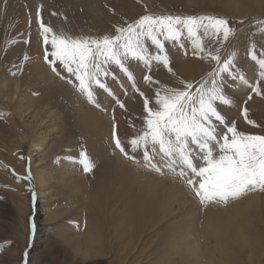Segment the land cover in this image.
Wrapping results in <instances>:
<instances>
[{"label":"rangeland","instance_id":"rangeland-1","mask_svg":"<svg viewBox=\"0 0 264 264\" xmlns=\"http://www.w3.org/2000/svg\"><path fill=\"white\" fill-rule=\"evenodd\" d=\"M239 2L242 4V8L243 6L246 8H235L228 3V0H0V77L5 76L9 87H12L14 79L18 78V76L26 82H31L34 78L31 67L36 63L45 65L51 75L68 87L73 95L82 96L89 105L106 114L110 123L109 136L104 137L107 148L111 147L116 152H119L120 156L127 162L131 164L140 163L144 168L151 170V168L145 166L142 150L133 152L129 146L130 139L143 127V118L146 115L143 107L144 99L147 97L150 100L149 106L154 107L157 90L162 91L166 87L182 89L184 87L182 82L192 83L195 86L202 79L207 78L208 73L216 67V63L203 57L207 52L212 51L213 54H219L222 61L225 59L232 60V74H223L222 84L223 93L231 103L223 104L217 101V110L229 126L234 122L238 131L249 135H264V114L260 115L259 113L260 107L264 105V77L261 76L262 69L259 65V61L264 59V31H261V29H264V0H239ZM252 2H255L256 5H253ZM38 11L40 13L39 20L37 18ZM144 15L214 16L225 18L234 32L225 41L222 36H216L211 33L204 34L201 31L198 39L204 52H200L195 47L193 38L189 37L186 31L179 40H164L161 37L164 44L163 52H160L155 45L148 41L149 58L157 54L167 55L170 62L169 67L172 70L169 71L162 63L155 60H152L150 65L145 64L141 60H129L126 64L135 80L134 88L132 80L128 78L127 74L122 72L117 66L112 65L109 69L111 74L105 78L107 89H93L95 103H90L73 86L76 83L75 77L60 67L59 61H57V71L60 74L57 75L44 59L45 51L49 53V58L51 59L52 49L50 44L46 45L44 43V38L41 34L42 29L40 28L41 22L45 26L51 27L54 33L63 34L71 38L102 37L105 34L115 35L117 27H126L127 24L134 23ZM50 36L51 34H49V38ZM253 51L257 57L255 60L250 55ZM25 56H27V59H25ZM186 61L196 62V65L197 63L199 64V69L193 77H187L179 71L180 63H187ZM145 76H151L152 80L150 82L146 81L144 79ZM240 77L244 79L241 80ZM69 80H72L73 83H69ZM33 81L35 82L34 86L30 87L26 83L23 92L41 97L44 94L41 89L44 83L37 78H34ZM257 83H259V93L253 91ZM136 89H139V91ZM30 91L31 93H29ZM141 92L144 93V96L140 95ZM56 96L57 93H50L47 99L49 101L50 98L51 104L58 107L63 113L62 126L67 125V128L57 130L55 127L58 124L50 125L47 123L48 119L42 121L43 125L41 127L45 129L47 126L46 129L49 131V133L48 131L45 133H48L46 139L50 143L48 149L44 152L45 157L41 163L43 170L55 176L63 161L69 165V163H74L72 162L74 160L76 161L74 167L78 171L82 170L83 174L85 173L87 185H90L95 190V194L98 193L101 186H96V183H104L106 188H110V191H113L111 197L115 201L110 206H119L124 200L137 193L136 189H129L128 176H131V172L123 171L121 169L122 164L119 163L109 164L103 169L105 172L103 174L98 173L97 170L94 171L97 165L96 158L91 157L88 149V142L92 138L94 139L93 133L83 127L74 117L73 108L75 105L70 103L68 98H64L61 95L56 101ZM117 99L123 103V108L117 104ZM12 104V101L4 100V98L0 97V114H2L0 115V127L10 132L7 138L8 142L7 144L5 143L6 146L0 148L5 155L0 157V202L3 203L2 213L9 221L8 223H10V230L14 229L13 231L16 230L21 233V238L25 237L22 227V221L26 219L24 213L29 212L28 215L31 216L34 222L30 226L28 223L29 216L27 215L26 229H28V240L26 247L22 250V258L24 259H21V261L22 264H30L32 258H44V253H42L44 249L35 244L33 240L37 228L36 218L41 222L39 224L45 226L48 236L53 238L58 237L62 232L68 234L70 228L77 231L81 227V225L77 224L80 222L77 221L76 223L72 219L74 214H77L76 211L66 216L64 220H62L63 217L56 215L63 211L64 209L62 208L66 207L70 202L73 203L71 205L72 210L74 208L75 210L80 209L78 204L81 201L72 190L70 192L64 188L62 192L57 193V187L54 183L55 179L53 178L48 184L49 188L44 193L47 199L45 197L46 200L39 198L42 202H39L37 206H40L41 214H39L38 208H36L37 213H35L33 207L37 198H33V193L36 191V182L32 177L30 180L24 179V177L29 174V167L36 169L38 166H35L29 160L30 142L25 140L16 149H13L18 143L16 142V135L27 132V130L23 127L22 119L16 117L14 110H12ZM97 104L99 107L96 106ZM244 109H247V119L244 116ZM248 120L254 123L249 124ZM214 123L217 124L218 132L223 133L226 131L223 124L216 121ZM12 124L16 128L15 131L12 129ZM114 130L116 137L125 146L129 156H134L137 162L126 158L115 147ZM56 142L59 146L55 145ZM82 151L87 154L89 159L91 158L90 161L94 165L89 172H85L79 162ZM7 152L11 154L8 155ZM63 152L64 154H70L64 155L62 154ZM153 162L160 163V157L156 156ZM194 162L198 165L202 164L199 159ZM13 166H17L19 172L14 171ZM126 168L137 173L133 166H126ZM164 169L167 170L166 168ZM3 171H7L8 174L14 176V180H10L9 176L6 173L4 174ZM177 178L188 187L184 179L179 176ZM19 181L25 185L21 194L16 187V183ZM258 191L263 192L264 190L258 189ZM32 199L35 200L34 204L31 205L30 200ZM195 199L199 202L196 197ZM110 213L100 224L101 233L105 235L114 234L112 225L109 222L114 212ZM175 213H178L176 209ZM175 213L171 211L165 215H159L143 227L142 232L137 237L139 242L136 245L133 243L134 252H132L133 255L130 258L131 261L126 264H181L186 259L191 260L190 257L192 256L186 252L178 241L174 242L172 239V232L175 231V229L172 230L173 223L178 218ZM203 213L204 209H201V213L196 219L199 230H203L204 226L205 215H202ZM76 219L81 220L80 217ZM14 243L16 246L17 240H2L0 242V251L6 250ZM62 244L60 247L62 253L57 252L56 254L58 264L69 262L66 258V256L70 257L68 254L69 245L68 243L65 244V242ZM206 245H209L211 251L216 255L217 248L223 244L212 240ZM236 250L238 257L242 259V256L246 260H243L245 264H264V248L260 252L254 253L255 257L251 261L247 259L242 251ZM125 262L126 260H124V263L123 261L113 260L110 256L90 260V264H125Z\"/></svg>","mask_w":264,"mask_h":264},{"label":"bare ground","instance_id":"bare-ground-1","mask_svg":"<svg viewBox=\"0 0 264 264\" xmlns=\"http://www.w3.org/2000/svg\"><path fill=\"white\" fill-rule=\"evenodd\" d=\"M228 3L235 8H242L239 0H228ZM252 4L256 5L255 2H252ZM244 8L246 7L243 6L242 9ZM256 9L259 10L258 8ZM183 63H180L181 66L178 64L180 66L179 71L187 77H193L199 69V64L197 63L196 65V62L193 63L191 61ZM31 70L33 77L44 83L41 88L44 94L41 97L34 96L31 91L29 92L31 94L23 92L26 83L30 87L34 86V78L31 82H26L18 76L19 79L15 78L12 87H9L5 76L0 77V97L4 98V100L12 101V110H14L18 119H22L23 127L27 130V132L16 135V142L18 143L13 149H16L25 140L30 142L29 160L35 166L40 167L36 169L29 167L28 169V173L30 171L31 177L36 182L35 197L37 199L33 207L35 213H37L36 208H38V212L41 214L40 206H37L39 202H42L39 198H46L44 193L49 188L50 180L54 178L57 193L62 192L64 188L70 192L72 190L81 201L78 204L80 209L75 210L73 207L74 210H72L71 205L73 203L70 202L56 216L63 217L62 220H64L66 216L76 211L77 214H74L72 219L76 223L77 221L80 222L77 224L81 225V227L77 231L70 228L68 234L62 232L58 237L53 238L48 236L45 226L39 224L41 222L36 218L37 228L36 233L34 232L33 240L35 244L44 249L42 251L44 258H32L30 264H58L56 254L57 252L62 253L60 247L64 242L69 245L68 254L70 257L66 256L69 262H62L61 264H90L91 259L105 256H110L113 260L123 261V263L126 260V264L131 261L130 258L133 255L132 252H134L133 243L136 245L139 242L137 237H139L143 227L159 215H165L171 211L175 213V209L178 211V213H175L178 218L173 223L172 230L175 229V231L172 232V239L174 242L178 241L186 252L192 256L190 261L186 259L181 264H245L243 261L245 259L241 255L239 256L242 259L238 257L236 249L242 251L249 261L254 259V253L263 250L264 191H251L240 198L229 200L227 203L210 202L203 205L200 203V205L189 187H186L178 180V175L164 168L163 174H161L144 168L140 163L131 164L124 160L119 152L113 150L109 145V148H107L104 137L109 136L110 123L106 114L93 108L82 96L73 95L68 87L51 75L45 65L36 63L31 67ZM50 93H57L56 101L60 95L68 98L69 102L75 105L73 108L75 116H73L76 117V120L83 127L93 133L94 139L90 138L88 149L91 157L96 158L97 165L94 171L97 170L98 173L103 174L105 173L103 169L109 164H122L121 169L123 171L131 172V176H128L129 189H136L137 193L124 200L119 206L112 207L110 204H114L115 201L111 197L113 191H110V188H106L104 183H96V186H101L98 193L95 194V190L90 185H87L85 173L83 174L82 170L78 171L74 167L76 161L72 160L75 164L69 163V165L63 161L55 176L43 170L41 163L45 157L44 152L48 149L50 143L46 139L49 131L46 129L47 126L45 129L41 127L43 125L42 121L48 119L47 123L50 125L58 124L55 127L57 130L67 128V125L62 126L63 113L58 107L51 104L50 98L49 101L47 99ZM259 111L260 115L264 114V105L260 107ZM12 129L14 131L16 129L14 124H12ZM46 131H48L47 134L45 133ZM9 135L10 132L0 127V148L6 146ZM55 145L59 146L57 142ZM6 148L8 151V146ZM3 152L0 149V157L5 156ZM7 153L8 155L11 154ZM126 166H133L137 173L127 169ZM13 167L14 171L19 172L17 166ZM3 172L9 176L10 180H14V176L8 174L7 171ZM24 186L23 182L19 181L16 183L20 194ZM34 200H30L31 205L34 204ZM67 208L69 209L67 210ZM201 209H204L202 215H205L203 230H199L196 220L201 213ZM2 210L3 203L0 202V242L6 239H15L17 240V245L15 246L14 243L6 250L0 251V264H22L21 259H24L22 258V250L26 247L28 240V229L26 228L29 212L24 213L26 219L22 221V227L25 237L21 238V233L16 230L13 231L14 229L10 230V223L4 217ZM113 212L114 214H112ZM108 213L112 214V219L109 222L112 225L114 234L111 235L102 234L100 230V224L105 220ZM28 216V223L32 226L34 222L31 216ZM78 217L81 220H77L76 218ZM212 240L223 244L217 248L216 255L211 251L209 245H206Z\"/></svg>","mask_w":264,"mask_h":264},{"label":"snow or ice","instance_id":"snow-or-ice-1","mask_svg":"<svg viewBox=\"0 0 264 264\" xmlns=\"http://www.w3.org/2000/svg\"><path fill=\"white\" fill-rule=\"evenodd\" d=\"M39 17L38 11V20ZM40 28L44 43L50 44L52 49L51 59L47 51L44 55L52 71L60 74L57 71L59 61V66L75 77L73 86L90 103H95L94 88L107 89L105 78L111 74L109 69L112 65L127 74L134 88L135 80L126 64L129 60H141L147 65L155 60L169 71L172 70L167 55L157 54L149 58L148 41L163 52L161 37L164 40H179L186 31L193 38L195 47L204 52L198 39L201 31L222 36L225 41L234 32L225 18L172 15H144L126 27H117L115 35L105 34L102 37H67L54 33L43 22ZM250 55L253 60L257 58L254 51ZM203 58L215 61L216 67L197 85L182 82V89L166 87L162 91L157 90L154 107L149 106L147 97L144 99L146 115L143 127L129 141L133 152L142 150L146 167L161 174L166 168L184 179L202 205L210 202L227 203L248 192L264 190V135L238 131L234 122L229 126L216 107L217 101L231 103L223 93L222 84L223 74H232V60L222 61L221 56L212 51ZM259 65L261 76L264 77V59L259 61ZM144 79L150 82L152 77L145 76ZM68 82L73 83L72 80ZM253 91L259 93V83ZM140 95L144 96V93ZM116 102L121 108L124 107L118 99ZM96 106L99 107L98 104ZM244 116L247 119V109H244ZM214 121L223 124L226 131L218 132ZM248 123L254 122L248 120ZM113 138L115 147L126 158L137 162L134 156H129L125 146L116 137L115 130ZM156 156L160 157V163L153 162ZM197 159L202 164L195 163ZM79 162L85 172L91 171L94 166L83 151ZM24 179H31L30 171Z\"/></svg>","mask_w":264,"mask_h":264}]
</instances>
